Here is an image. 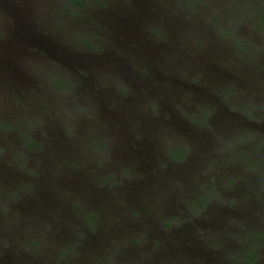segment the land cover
<instances>
[{"label": "rangeland", "instance_id": "obj_1", "mask_svg": "<svg viewBox=\"0 0 264 264\" xmlns=\"http://www.w3.org/2000/svg\"><path fill=\"white\" fill-rule=\"evenodd\" d=\"M84 1L0 0V264H264V0Z\"/></svg>", "mask_w": 264, "mask_h": 264}, {"label": "trees", "instance_id": "obj_2", "mask_svg": "<svg viewBox=\"0 0 264 264\" xmlns=\"http://www.w3.org/2000/svg\"><path fill=\"white\" fill-rule=\"evenodd\" d=\"M67 2H68V4H70L72 7H78V8H80V7H83V5L85 4V1L84 0H67ZM259 16H260V19H261V22H263L264 23V12L262 11V12H260L259 14H258ZM172 154H174V152H171ZM177 152L175 153V158H177ZM245 164H247V163H245ZM258 236H256V238H257ZM252 245H254V244H252ZM246 253V252H245ZM247 254V259H248V261L250 260V259H252L253 257H254V255H253V248H252V250H250L248 253H246ZM246 258L244 259V260H246Z\"/></svg>", "mask_w": 264, "mask_h": 264}]
</instances>
